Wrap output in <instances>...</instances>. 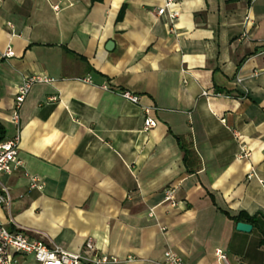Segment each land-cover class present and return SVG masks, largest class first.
<instances>
[{
	"label": "crops",
	"instance_id": "crops-1",
	"mask_svg": "<svg viewBox=\"0 0 264 264\" xmlns=\"http://www.w3.org/2000/svg\"><path fill=\"white\" fill-rule=\"evenodd\" d=\"M166 1L68 0L55 14V0H0V126L21 162L0 176V222L69 253L91 239L119 264L166 251L218 264L216 250L264 264V0H174L173 27L156 15ZM32 75L55 82L31 88L17 132L16 90ZM242 212L250 233L236 230Z\"/></svg>",
	"mask_w": 264,
	"mask_h": 264
},
{
	"label": "built area",
	"instance_id": "built-area-1",
	"mask_svg": "<svg viewBox=\"0 0 264 264\" xmlns=\"http://www.w3.org/2000/svg\"><path fill=\"white\" fill-rule=\"evenodd\" d=\"M68 0H55L52 5V10L58 14ZM174 0H167L162 8L156 10L157 16L167 15L170 24L178 20L179 13L171 10ZM4 57H12L13 52L11 48H6ZM55 79L43 75H32L26 77L22 83L17 87L14 98V110L12 121L19 130V111L24 104L31 88L39 84H52ZM83 83L91 85L90 78L82 80ZM103 90L108 91L107 86L101 87ZM119 96L127 102L138 105V96L129 92H120ZM202 97H208L209 94L202 92ZM51 101H56L57 98H51ZM152 109L142 108L144 122L143 131L149 132L157 126V122L150 117ZM19 137L18 134L12 139H6L0 142V176H10L15 173L20 167L21 162L18 160ZM247 154H243L245 158ZM264 189V182H260ZM44 183L37 178H30L29 190L41 192ZM175 188L167 187L163 191L162 203L170 208L178 206V202L174 199ZM11 198L8 190L0 183V206L9 208ZM26 256L31 257L36 264H119L115 258L109 257L97 252L95 245L91 239H88L83 249L78 253H69L58 246H48L42 240L30 238L22 230L16 228L13 230L8 229L0 222V264H19L17 257ZM215 259L218 264H231L228 256L221 250H216L214 253ZM159 264H184L182 258L172 251H166L163 254V259Z\"/></svg>",
	"mask_w": 264,
	"mask_h": 264
},
{
	"label": "trees",
	"instance_id": "trees-1",
	"mask_svg": "<svg viewBox=\"0 0 264 264\" xmlns=\"http://www.w3.org/2000/svg\"><path fill=\"white\" fill-rule=\"evenodd\" d=\"M93 1H98V0H93ZM2 134H3V132H2V128L0 126V142L4 140L2 137ZM187 154H188V152L186 150H184V159H186ZM255 219H256L255 216L251 217V216L247 215L246 213L242 212L239 214V216L235 220L237 222H244V223L247 222V223L252 224L253 226H256V220Z\"/></svg>",
	"mask_w": 264,
	"mask_h": 264
},
{
	"label": "water",
	"instance_id": "water-1",
	"mask_svg": "<svg viewBox=\"0 0 264 264\" xmlns=\"http://www.w3.org/2000/svg\"><path fill=\"white\" fill-rule=\"evenodd\" d=\"M109 46L111 47V44H109L108 47ZM236 230L242 233H250L252 230V226L248 223L239 222L236 224Z\"/></svg>",
	"mask_w": 264,
	"mask_h": 264
}]
</instances>
